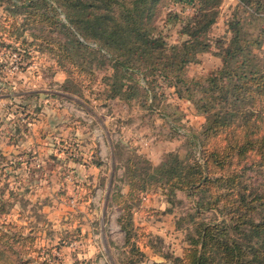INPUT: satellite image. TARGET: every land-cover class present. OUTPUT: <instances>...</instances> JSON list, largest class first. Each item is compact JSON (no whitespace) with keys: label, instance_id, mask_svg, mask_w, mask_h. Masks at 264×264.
<instances>
[{"label":"rangeland","instance_id":"rangeland-1","mask_svg":"<svg viewBox=\"0 0 264 264\" xmlns=\"http://www.w3.org/2000/svg\"><path fill=\"white\" fill-rule=\"evenodd\" d=\"M235 3L221 0L205 33L210 48L188 64L190 75H203L219 64L214 42L224 35ZM3 4L0 137L10 133L16 140L17 131H25L24 119L34 117L38 105L57 109L59 117L48 123L45 134L53 142L42 145L48 147L42 154L20 149L4 155L0 148V196L7 201L0 224L22 227L30 234L26 258L34 260L31 264H177L176 258H183L190 247V238L196 237L194 224L218 221L221 214L202 210L192 220L195 198L175 191L167 201L166 190L156 181L147 183L136 198L128 197L125 160L140 154L156 165L169 151L180 159L198 158L203 115L161 78L156 79L150 100L120 73L114 90L119 84L133 87L130 100L124 102L107 91L112 69L106 52L80 51V56L58 60L54 53L61 49L54 46L53 53L42 49V37L63 43L67 40L63 31L47 33L42 29L47 27L35 21L22 26L24 16L12 14L8 3ZM191 12L189 0H158L147 26L166 47L179 45L188 38L179 29ZM237 14L243 18L244 31L253 32L258 22ZM260 49L264 51V43ZM138 83L144 85L141 78ZM55 123L65 126L61 131L68 127L67 132L54 129ZM12 124H18L16 130ZM76 126L83 137H73ZM242 179L248 189L258 186L264 182V168L249 166ZM125 205L137 228L127 243L117 222L118 217L125 219L120 209ZM130 243L139 253L131 251Z\"/></svg>","mask_w":264,"mask_h":264},{"label":"trees","instance_id":"trees-1","mask_svg":"<svg viewBox=\"0 0 264 264\" xmlns=\"http://www.w3.org/2000/svg\"><path fill=\"white\" fill-rule=\"evenodd\" d=\"M3 1L12 14L24 16L22 26L35 21L47 33L63 31V43L42 37V49H61L54 53L58 60L80 56V51L106 52L112 69L107 91L124 102L133 87L119 84L114 90L120 73L147 99L153 98L155 81L161 78L174 87L175 95L190 101L204 119L200 156L180 159L169 151L156 165L140 154L127 157V195L136 198L147 183L156 181L166 190L167 201L175 191L195 198L192 220L202 210L221 214L218 221L194 224L196 237L190 238L177 264H264V182L248 189L242 179L249 166L264 168V0H236L224 35L214 42L219 64L200 76L190 75L187 66L210 48L205 33L221 0H189L192 12L179 29L188 38L168 47L147 26L158 0H0L2 7ZM237 12L258 22L252 34L244 31ZM6 202L0 196V218L7 214ZM120 209L125 219L118 217L117 222L127 243L137 228L129 205ZM31 240L22 227L1 223L0 264L33 263L26 258ZM133 245L131 251L139 253Z\"/></svg>","mask_w":264,"mask_h":264},{"label":"crops","instance_id":"crops-1","mask_svg":"<svg viewBox=\"0 0 264 264\" xmlns=\"http://www.w3.org/2000/svg\"><path fill=\"white\" fill-rule=\"evenodd\" d=\"M38 99L41 98L38 97ZM36 109L38 110L34 113L35 115L34 117H30L28 121L24 119L25 131H21V130L17 131L18 134L15 135L16 140L14 141L11 140L12 137L10 136L11 135L10 133H8L9 135L8 137L5 136H1L2 138L0 137V148L3 150L1 151L2 154L13 155L21 151L20 149L23 150L33 149V151H37V153L42 154V148L46 147V146L42 147V145H52L53 140H51L48 136H46L45 132L49 129L50 126L48 125V123H50L52 119L55 120V122L57 121L56 119H58L59 117V111H57V109L55 108L53 109L48 107L42 108V106L39 105L36 106ZM16 122L19 123L20 121H16ZM12 125H13V129L16 130V128L14 127L15 126L17 127L18 124H12ZM53 126L54 129H59L61 133L67 132L68 130V127H66L65 131H61V129L65 126L57 125V123H55ZM10 128H12V126H10ZM78 129H79L78 126H76L74 129L73 137L81 138L83 137V135L79 132ZM46 148L48 149V147Z\"/></svg>","mask_w":264,"mask_h":264},{"label":"built area","instance_id":"built-area-1","mask_svg":"<svg viewBox=\"0 0 264 264\" xmlns=\"http://www.w3.org/2000/svg\"><path fill=\"white\" fill-rule=\"evenodd\" d=\"M15 67V66H14Z\"/></svg>","mask_w":264,"mask_h":264}]
</instances>
